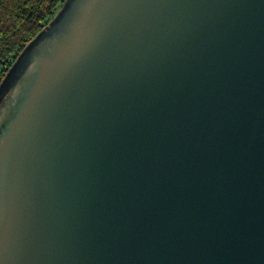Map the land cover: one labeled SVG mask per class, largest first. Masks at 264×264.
<instances>
[{
    "label": "water",
    "instance_id": "obj_1",
    "mask_svg": "<svg viewBox=\"0 0 264 264\" xmlns=\"http://www.w3.org/2000/svg\"><path fill=\"white\" fill-rule=\"evenodd\" d=\"M0 264H264V0H65L0 84Z\"/></svg>",
    "mask_w": 264,
    "mask_h": 264
},
{
    "label": "trees",
    "instance_id": "obj_2",
    "mask_svg": "<svg viewBox=\"0 0 264 264\" xmlns=\"http://www.w3.org/2000/svg\"><path fill=\"white\" fill-rule=\"evenodd\" d=\"M65 0H0V84L17 58Z\"/></svg>",
    "mask_w": 264,
    "mask_h": 264
}]
</instances>
